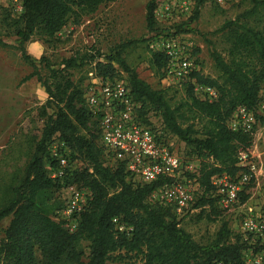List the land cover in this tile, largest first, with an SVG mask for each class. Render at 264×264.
Masks as SVG:
<instances>
[{"label": "trees", "instance_id": "trees-1", "mask_svg": "<svg viewBox=\"0 0 264 264\" xmlns=\"http://www.w3.org/2000/svg\"><path fill=\"white\" fill-rule=\"evenodd\" d=\"M116 1L22 0L21 13L15 18L1 10L0 48L5 46L3 40L13 41L23 62L33 69L22 82L35 77L47 100L39 110L43 120L39 138L21 175L0 188V224L10 218L0 239V264H107L112 258L118 264H246L247 252L259 253L264 248L248 238L233 236L225 223L206 244L195 242L180 228L171 207L151 200L164 181L134 182L123 162L106 158L99 142L98 119L89 112L84 93L72 81L70 71L92 63L91 71L96 76L114 80L113 65L119 66L126 73L125 82L137 105L139 121L156 134L147 115L158 114L164 133L183 143L189 160L199 163L193 174L186 173L200 192L192 209L199 210L200 217L207 208L216 215L211 179L224 175L235 180L241 171L246 172L237 166L238 153L253 145L255 129L252 133L232 131L229 124L239 108L255 111L260 101L264 84V0H249V9L222 25L219 33L225 44L224 56L216 51L210 54L216 76L194 71L189 81L181 83L185 97L180 100L169 96V87L153 90L139 79L120 51L105 57V62L97 60L100 55L75 54L57 68L50 67L44 58L37 61L26 54L25 44L32 39L51 42L70 20L79 26L101 6ZM203 1H196L190 22L175 27V31H191L187 28L198 18ZM154 9V0H149L147 30L157 36L163 31ZM197 52L195 48V57ZM155 54L150 64L163 79L166 60L162 54ZM43 63L44 75L40 74ZM195 84L214 89L217 98L211 102L200 99L194 93ZM158 138L165 140L163 134ZM57 141L68 149L70 168L61 178L52 179L46 166L57 168L49 154L50 145ZM73 164L81 166L74 168ZM252 184L253 179L240 193L241 204L247 200L242 194ZM69 187L87 196L85 208L74 217L73 231L67 227L68 221L55 219L56 212L64 207L55 195ZM114 219L131 231L118 233ZM83 241L88 243L86 261Z\"/></svg>", "mask_w": 264, "mask_h": 264}, {"label": "rangeland", "instance_id": "rangeland-1", "mask_svg": "<svg viewBox=\"0 0 264 264\" xmlns=\"http://www.w3.org/2000/svg\"><path fill=\"white\" fill-rule=\"evenodd\" d=\"M148 1L118 0L103 5L95 14L85 18L79 26L73 25L70 20L51 42L32 39L25 44L26 54L37 61L44 58L45 63L50 67L57 68L62 60L75 54L90 53L95 57L100 55L102 57L97 60L105 62V57L112 55L115 51H120L121 57L137 73L139 79L153 90L169 87L171 89L169 96L174 100H180L185 97L184 87L181 84H170L160 79L159 73H156L150 64L152 55L156 54L150 48L153 34L149 33L146 24ZM21 2L22 0H0V14L1 10L5 9L11 17L19 16ZM250 6L249 0H238L224 7L217 6L214 0L203 1L198 18L189 23L187 29L191 31L183 32L189 35L192 44L198 50L195 58L197 72L206 77L216 76L210 54L216 51L224 56L225 44L219 29L226 21L234 20ZM157 25L161 28L159 23ZM3 42L5 46L0 48V188L14 182L21 175L33 152L34 143L39 138L43 124V120L39 117V110L47 100L44 89L35 77L22 82L33 72V69L23 62L20 52L15 49L11 39H5ZM45 63L40 70L42 75L46 74ZM113 66L116 70L117 78L115 79L125 81L126 73L116 64ZM93 67L94 64L86 63L83 67L70 71L72 81L80 86L84 95L89 84L88 73L92 72ZM147 118L157 131L156 134H163L171 149L183 162L193 166V170L196 171L198 167L195 166L196 160H189L186 156L188 150L183 143L164 133L159 115L150 112ZM257 124L258 126L263 125L264 118L258 117ZM254 129L255 135L257 125ZM52 147V145L49 147L50 156ZM253 161L257 169V179L242 195L243 198H247L245 202L247 207L259 211L264 209V159L254 158ZM80 166L81 164L72 165L74 168ZM46 168L51 176L52 169L48 166ZM184 177L189 180L186 175ZM189 181V189L195 199L196 195L200 194L198 185L192 180ZM68 189H62L55 195L56 200L64 205L61 211L56 212V220H63L62 212L70 196ZM82 193L86 195L85 192ZM244 211V208L237 205L228 210L217 207V213L213 215L207 208L200 217L199 210H192L183 218H178L179 226L199 244H206L212 240L223 223L227 224L233 236L244 237L240 230ZM9 221L10 218L0 224V239ZM67 223L69 224L70 221ZM73 226L75 227L76 224L70 223V228ZM81 247L85 253L84 261H86L88 243L83 241ZM107 264H118V262L112 258Z\"/></svg>", "mask_w": 264, "mask_h": 264}, {"label": "built area", "instance_id": "built-area-1", "mask_svg": "<svg viewBox=\"0 0 264 264\" xmlns=\"http://www.w3.org/2000/svg\"><path fill=\"white\" fill-rule=\"evenodd\" d=\"M197 0H154V17L161 25L163 32L153 36L150 48L155 53L164 56L166 63L163 68V81L181 84L190 80L197 71L195 64L194 45L188 34L175 31V27L186 24L194 15ZM238 0H214L219 7L231 5ZM89 84L85 91V104L93 117L98 119L99 142L106 158L110 161H120L132 181L141 184H151L164 181L160 189L155 191L151 200L169 206L179 219L190 213L194 197L189 189L190 181L185 179L186 173L193 174V166L188 165L171 149L167 140L159 139L150 128L144 126L137 116V105L130 96L127 83L122 80H104L88 73ZM194 93L200 99L209 102L217 98L216 91L210 87L194 85ZM264 118V84L260 92V101L255 111L239 108L234 114L229 126L232 131L252 133L257 125V118ZM50 149L51 157L56 160L57 168L52 169L50 178H61L70 168L68 149L63 143L55 142ZM254 156L250 149L238 153L239 177L235 180L227 176H215L211 183L215 188L216 205L222 210L234 206L244 208L240 230L244 238L252 244L264 248V209L255 210L239 202V195L253 179L255 182L257 169ZM70 196L67 199L63 220L75 222L77 216L86 206L87 196L69 187ZM113 224L118 233L131 231L118 220ZM74 230V226L70 228ZM247 240V239H246ZM246 264H264V251L247 252Z\"/></svg>", "mask_w": 264, "mask_h": 264}, {"label": "crops", "instance_id": "crops-1", "mask_svg": "<svg viewBox=\"0 0 264 264\" xmlns=\"http://www.w3.org/2000/svg\"><path fill=\"white\" fill-rule=\"evenodd\" d=\"M257 127L258 129L254 135V143L250 148V152L254 156L253 158L261 160V157L264 159V124L259 126L257 124ZM198 165L199 163L196 161L195 166ZM258 173L260 175V171Z\"/></svg>", "mask_w": 264, "mask_h": 264}]
</instances>
